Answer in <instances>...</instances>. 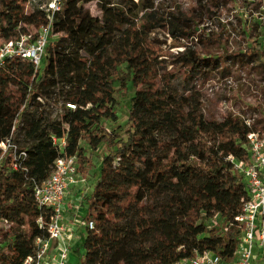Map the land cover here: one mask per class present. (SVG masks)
<instances>
[{"label":"trees","instance_id":"obj_1","mask_svg":"<svg viewBox=\"0 0 264 264\" xmlns=\"http://www.w3.org/2000/svg\"><path fill=\"white\" fill-rule=\"evenodd\" d=\"M44 1L0 0V45L34 34L46 22ZM91 1L62 0L51 24L57 39L37 68L20 59L0 67V143L16 147L15 155L0 148V264H21L34 240L47 238L36 220L46 225L50 213L33 189L54 161L75 156L77 174L88 179L95 149L91 192L67 205L83 204V220L94 224L84 230L81 264H175L202 253L232 261L241 234L235 217L250 198L236 165L250 163L247 135L264 124L243 113L207 117L198 83L225 75L230 63L264 81V44L252 31L241 25L248 51L228 54L226 40L205 30L212 10L246 0H194L184 11L156 0H95L99 15L84 8ZM128 85L120 135L102 123L116 119L114 93ZM58 99L61 112L50 118L45 102Z\"/></svg>","mask_w":264,"mask_h":264},{"label":"built area","instance_id":"obj_2","mask_svg":"<svg viewBox=\"0 0 264 264\" xmlns=\"http://www.w3.org/2000/svg\"><path fill=\"white\" fill-rule=\"evenodd\" d=\"M40 8L46 14V22L35 33L20 34L0 45V67L10 59L28 61L37 68L44 56L45 48L51 37V24L56 13L62 9V0H45ZM240 24L246 31H252V39L264 44V0H246L240 7ZM68 109H74L71 103H65ZM249 125L251 120H247ZM14 128L12 127V130ZM11 130V131H12ZM250 149V163L236 165L242 173L250 198L243 203L235 220L240 224V238L235 248L232 261H226L210 253L196 254L175 264H264V130L247 135ZM54 143L64 145V138L52 137ZM16 147L9 139L0 143L4 152ZM24 158L25 153L20 152ZM17 164L14 167L17 168ZM86 180V175L77 174L75 156L57 158L52 170L42 183L33 189V198L38 207L47 208L50 218L43 224L41 218L36 220L39 228H45L47 238L34 240L33 253L21 264H67L70 247L74 243L73 228L63 220L66 193L70 188ZM93 221H86L81 228L92 230ZM160 264V263H157Z\"/></svg>","mask_w":264,"mask_h":264},{"label":"rangeland","instance_id":"obj_3","mask_svg":"<svg viewBox=\"0 0 264 264\" xmlns=\"http://www.w3.org/2000/svg\"><path fill=\"white\" fill-rule=\"evenodd\" d=\"M118 3L120 0H111ZM194 0H156L155 4L161 5L163 8H170V10L178 9L184 11L185 9L194 5ZM96 2L91 1L84 5V8L88 9L91 14L99 15L96 8ZM241 5H228L226 8L214 9L216 11L214 18L210 19L205 26L206 33L212 35V38H220L227 46L228 54H234L239 52L248 51L250 41L245 40L241 35L240 9ZM236 18L238 20H236ZM204 28H200V30ZM198 33H200L198 31ZM57 39V35H52L49 40ZM219 44L215 43L212 46V52L214 54L221 53ZM171 51V50H168ZM228 72L221 76L215 75L212 78L199 82L198 88L202 93L203 111L207 117L220 119L228 112L243 113L244 117L254 119L255 121H261L264 124V81H261L257 73L253 70H249L246 67L239 68L237 65L230 63ZM115 87H118L116 82ZM133 94V90L128 85L125 91L115 92V106L114 111L116 113V119L104 121L103 127L107 131L115 130L122 135L123 130L126 128V117L129 106V98ZM45 113L50 118H54L61 112V99H58L56 103L51 100L45 102ZM101 151L95 149L92 155L91 166L88 167L86 179L79 183L82 189H78V192H71L75 197H79L84 193H90L92 188V182L95 175L98 172V165ZM80 192V193H79ZM67 195L69 192L66 193ZM77 201V200H75ZM67 205H71L68 203ZM71 208V207H70ZM63 221L67 224L70 223L75 234V240L73 246L70 247L67 257V264H81L84 254L83 248V234L84 230L81 228L85 221L83 220L86 215V210L83 204L77 205L70 210L64 207ZM76 250H78L76 252Z\"/></svg>","mask_w":264,"mask_h":264},{"label":"crops","instance_id":"obj_4","mask_svg":"<svg viewBox=\"0 0 264 264\" xmlns=\"http://www.w3.org/2000/svg\"><path fill=\"white\" fill-rule=\"evenodd\" d=\"M79 185H76V186H74L73 188H70L69 189V194L67 195L66 194V197H65V205H66V207H67V204H68V202L69 203H71V202H73L74 200H79V197H75V196H73L72 194H71V192L73 193V192H78V189H76V188H79V189H82V186L83 185H81L80 187H78ZM80 193V192H79ZM71 205H72V203H71ZM74 239H75V234H74ZM73 246V245H72Z\"/></svg>","mask_w":264,"mask_h":264}]
</instances>
